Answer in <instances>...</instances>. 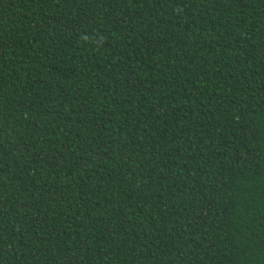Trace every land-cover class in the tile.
<instances>
[{
	"label": "trees",
	"instance_id": "obj_1",
	"mask_svg": "<svg viewBox=\"0 0 264 264\" xmlns=\"http://www.w3.org/2000/svg\"><path fill=\"white\" fill-rule=\"evenodd\" d=\"M0 264H264V0H0Z\"/></svg>",
	"mask_w": 264,
	"mask_h": 264
},
{
	"label": "clouds",
	"instance_id": "obj_2",
	"mask_svg": "<svg viewBox=\"0 0 264 264\" xmlns=\"http://www.w3.org/2000/svg\"><path fill=\"white\" fill-rule=\"evenodd\" d=\"M86 43L95 44L98 48L103 44V36L101 33L85 34Z\"/></svg>",
	"mask_w": 264,
	"mask_h": 264
}]
</instances>
